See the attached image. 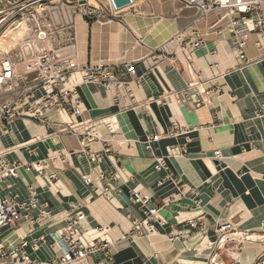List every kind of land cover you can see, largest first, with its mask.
Returning <instances> with one entry per match:
<instances>
[{"label": "crops", "instance_id": "crops-1", "mask_svg": "<svg viewBox=\"0 0 264 264\" xmlns=\"http://www.w3.org/2000/svg\"><path fill=\"white\" fill-rule=\"evenodd\" d=\"M230 25L226 11L202 17L181 0H140L113 19L78 15L72 59L86 67L135 63L133 96L123 88L84 85L81 116L53 112L56 129L17 119L0 130L11 162L46 160L47 173L57 176L51 181L18 170L13 187L1 195L24 202L35 189L52 219H38L37 211L23 213L21 222L4 231L6 242L16 246L26 240L24 250L32 260L50 262L62 254L51 247L57 232L81 211L84 242L112 243V264H254L264 249V38L250 36V63L243 65ZM195 29L205 44L193 49L187 40V50L181 51L172 39L179 33L190 39ZM170 56L176 57L175 65ZM186 84L199 86L201 107L177 102ZM68 127L76 133H68ZM176 130L181 134L175 136ZM85 134L96 139L84 149ZM155 135L160 140L151 153L145 143ZM90 154L98 159L93 162ZM156 157L166 158L168 172L156 170ZM83 176H90L93 186ZM118 185L120 192L103 195L107 186ZM135 192L151 198L148 209L158 210L163 225L155 222L154 234L130 238L134 223L147 218L133 202ZM192 220L198 227H191ZM227 222L235 231L219 234V225ZM102 260L98 252L72 264Z\"/></svg>", "mask_w": 264, "mask_h": 264}, {"label": "built area", "instance_id": "built-area-1", "mask_svg": "<svg viewBox=\"0 0 264 264\" xmlns=\"http://www.w3.org/2000/svg\"><path fill=\"white\" fill-rule=\"evenodd\" d=\"M189 7L198 8L201 16L205 17L208 13L215 10L226 11L227 17L231 22L230 32L235 39V53L243 61V65H248L249 59L246 53L250 36L259 34L264 38V0H181ZM54 3V2H53ZM47 6L48 0H27L16 12L25 20L27 30L25 46H19L8 52L0 50V130L5 128L17 119H30L47 128L56 129L59 126L53 122L50 114L53 112L64 113L74 117L81 116L83 100L79 93V88L84 85H94L111 91L113 88H123L129 96L132 95L131 85L137 81V70L135 63L121 64H101L81 66L71 57V50H74L75 31L74 20L64 19L62 24L58 23L57 13L59 4ZM64 11V10H62ZM84 16L100 18L93 12H86ZM102 16V15H101ZM111 18H117V11L112 8ZM9 18H5L3 24ZM61 26V28H59ZM72 26V31H71ZM242 28V29H241ZM241 29V30H240ZM193 37L187 39L183 33L177 34L172 41L181 45L180 50H187V42L193 49L201 48L205 44V37L199 30L192 31ZM58 37H61L60 47L53 49L47 48L49 42L54 43ZM188 40V41H187ZM258 47L261 44L256 43ZM39 46L40 49H37ZM172 65L177 62L176 57L167 58ZM79 75L81 80L76 82L75 76ZM212 92L220 93V89H213ZM17 94L13 100L4 101L2 98ZM179 104L191 103L196 107L203 105V96L199 86L186 84L185 88L177 95ZM260 111L264 114V104ZM76 128L68 127L66 131L75 134ZM181 134L176 130L174 135ZM81 145L84 147L86 142H92L96 137L85 134L81 136ZM160 140L159 135L151 136L145 143V149L153 152L154 145ZM106 152H110L111 145L105 143ZM11 152L4 149L0 141V264H72L75 261H85L95 253H102L103 260L98 264H112L114 254L112 252V243L108 240L86 244L82 238L81 224L85 220V215L80 211L70 216L66 226L59 232L51 247L62 253L56 255L50 262L41 263L32 260L25 252L29 242L23 240L19 245H10L6 242L3 234L6 229L18 224L23 219V213L31 214L38 212V219L51 220L52 214L47 206L43 205L35 189H31L28 199L24 202H17L1 193L10 190L13 187L11 180L16 178L18 170L23 168L25 171H35L38 176L49 178L56 181L55 174L47 173V161L22 164L20 162H11L8 155ZM32 153L36 154L35 150ZM219 155V152L215 153ZM94 162L98 159L95 154H90ZM156 170L158 172L169 171L166 158L156 157ZM62 163L67 162V156ZM105 179V175H101ZM113 181L119 182V174L112 176ZM169 178V176H167ZM83 181L87 186H93L90 176H83ZM112 191L120 192V187H106L103 195L109 197ZM133 202L140 205L145 210L147 218L141 222H135L129 233L130 238L141 237L145 234H154L156 232L155 222L163 225V222L157 218V209H148L150 197L135 192ZM191 227H198V221L189 222ZM235 231L233 225L229 222L219 225L217 232L225 235ZM146 232V233H145ZM174 239H178V235ZM45 242L46 238H40ZM39 245V244H38ZM254 264H264V249L258 255Z\"/></svg>", "mask_w": 264, "mask_h": 264}, {"label": "rangeland", "instance_id": "rangeland-1", "mask_svg": "<svg viewBox=\"0 0 264 264\" xmlns=\"http://www.w3.org/2000/svg\"><path fill=\"white\" fill-rule=\"evenodd\" d=\"M27 0H0V23L5 19L9 18V20H6L3 24L0 25V33L6 32V29H14L17 26L18 22H25L20 16L13 14V12H16L17 8H19L23 3H25ZM81 1L83 0H48L47 6H50L53 2V4H59V12L57 13V22L62 24L64 19L67 18L68 21L71 20V18L74 20L75 25V18L78 15H83L86 12H93L95 13L98 17H109L110 12H111V5L109 4L108 0H85V4H81ZM133 4L128 7L127 9L118 12V16H120L123 12H127L129 9L132 8V6L137 5L138 1L140 0H133ZM143 1V0H142ZM146 3V1L144 2ZM64 10V11H62ZM120 14V15H119ZM102 15V16H101ZM87 18H91L86 16ZM113 19V18H111ZM63 20V21H62ZM64 24L66 22L64 21ZM72 26H71V31H72ZM9 27V28H8ZM11 27V28H10ZM61 28V26L59 27ZM25 36H26V31H25ZM26 39V38H25ZM17 40V38H16ZM15 40V41H16ZM61 37H58L56 40H54V43L49 42L47 45H49L47 48H53L56 49L60 47L61 43ZM13 41V43L7 48H9L8 51L13 50V49H18V46H15L16 42ZM15 43V44H14ZM2 48H0L1 50ZM4 49H2L3 51ZM7 51V52H8Z\"/></svg>", "mask_w": 264, "mask_h": 264}, {"label": "bare ground", "instance_id": "bare-ground-1", "mask_svg": "<svg viewBox=\"0 0 264 264\" xmlns=\"http://www.w3.org/2000/svg\"><path fill=\"white\" fill-rule=\"evenodd\" d=\"M108 2H109V4L111 5V8H114L113 7V4H112V2H111V0H108ZM134 2V1H133ZM128 7H126V8H124V9H122V10H125V9H127ZM122 10H120V11H117V13L118 12H121ZM9 28V27H8ZM11 28V27H10ZM1 30V29H0ZM27 30V26H26V23L25 22H18L17 23V26L14 28V29H6V32L4 31V33H0V48H2V49H4L3 51H2V49H1V51L2 52H7L9 49H11V48H9L8 50H7V48L13 43V41H15L16 40V38H17V40L15 41L16 42V44H15V46H25V38H26V36H25V31ZM49 45H47V47H48ZM11 47V46H10ZM36 48L37 49H40V47L39 46H36ZM71 53H73L72 52V50H71Z\"/></svg>", "mask_w": 264, "mask_h": 264}, {"label": "water", "instance_id": "water-1", "mask_svg": "<svg viewBox=\"0 0 264 264\" xmlns=\"http://www.w3.org/2000/svg\"><path fill=\"white\" fill-rule=\"evenodd\" d=\"M113 7L116 11H120L126 7H130L133 4V0H111ZM86 1H81V4H85Z\"/></svg>", "mask_w": 264, "mask_h": 264}]
</instances>
